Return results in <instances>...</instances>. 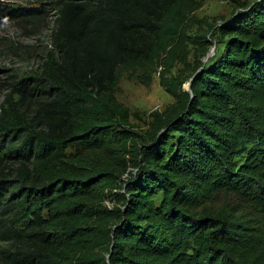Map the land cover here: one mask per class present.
Wrapping results in <instances>:
<instances>
[{
    "label": "trees",
    "instance_id": "obj_1",
    "mask_svg": "<svg viewBox=\"0 0 264 264\" xmlns=\"http://www.w3.org/2000/svg\"><path fill=\"white\" fill-rule=\"evenodd\" d=\"M236 1L59 0L33 114L0 120V264H264V0ZM121 67L173 97L144 131Z\"/></svg>",
    "mask_w": 264,
    "mask_h": 264
},
{
    "label": "rangeland",
    "instance_id": "obj_2",
    "mask_svg": "<svg viewBox=\"0 0 264 264\" xmlns=\"http://www.w3.org/2000/svg\"><path fill=\"white\" fill-rule=\"evenodd\" d=\"M239 1L249 3L252 0ZM58 2L59 0H0V120L4 109L11 105L26 116L33 114L34 106L30 95L23 97L18 89H25L37 82L41 76L42 63L54 48L52 33ZM236 2L202 0V5L193 14L206 20V23L217 24L231 14ZM4 7L5 10H2ZM196 27L194 25L193 30ZM213 38L216 39V36ZM210 50L213 52L209 56L214 54V43ZM119 74L116 98L129 107L134 127L144 131L150 119V111L163 108L173 101V97L159 83L157 70L148 84L141 82L136 75H130L123 67L119 68ZM185 84L183 86L186 88ZM11 171L12 168L7 166L4 177H11ZM235 200L232 193L222 191L208 205L218 207L225 201ZM105 201L111 203L108 198Z\"/></svg>",
    "mask_w": 264,
    "mask_h": 264
},
{
    "label": "water",
    "instance_id": "obj_3",
    "mask_svg": "<svg viewBox=\"0 0 264 264\" xmlns=\"http://www.w3.org/2000/svg\"><path fill=\"white\" fill-rule=\"evenodd\" d=\"M207 56H209V54H207ZM207 56H206V57H207ZM184 84H185V83H184ZM185 85H187L186 89H188V88H189V82H186Z\"/></svg>",
    "mask_w": 264,
    "mask_h": 264
},
{
    "label": "bare ground",
    "instance_id": "obj_4",
    "mask_svg": "<svg viewBox=\"0 0 264 264\" xmlns=\"http://www.w3.org/2000/svg\"><path fill=\"white\" fill-rule=\"evenodd\" d=\"M211 53V50L209 51V54Z\"/></svg>",
    "mask_w": 264,
    "mask_h": 264
},
{
    "label": "built area",
    "instance_id": "obj_5",
    "mask_svg": "<svg viewBox=\"0 0 264 264\" xmlns=\"http://www.w3.org/2000/svg\"><path fill=\"white\" fill-rule=\"evenodd\" d=\"M212 52H213V51H212ZM212 52H211V53H212ZM211 53H210V54H211ZM208 54H209V53H208ZM210 54H209V55H210Z\"/></svg>",
    "mask_w": 264,
    "mask_h": 264
}]
</instances>
